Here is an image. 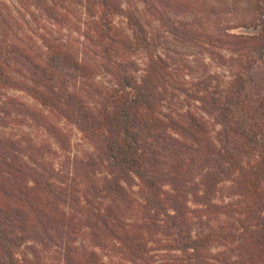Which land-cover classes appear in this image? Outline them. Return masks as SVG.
Masks as SVG:
<instances>
[{
    "label": "trees",
    "instance_id": "trees-1",
    "mask_svg": "<svg viewBox=\"0 0 264 264\" xmlns=\"http://www.w3.org/2000/svg\"><path fill=\"white\" fill-rule=\"evenodd\" d=\"M17 1L70 22L63 0ZM74 1L93 63L0 2V264H264V0H243L246 34L175 17L189 0ZM149 22L234 67L226 85L179 80ZM56 119L93 149L70 153Z\"/></svg>",
    "mask_w": 264,
    "mask_h": 264
},
{
    "label": "rangeland",
    "instance_id": "rangeland-1",
    "mask_svg": "<svg viewBox=\"0 0 264 264\" xmlns=\"http://www.w3.org/2000/svg\"><path fill=\"white\" fill-rule=\"evenodd\" d=\"M62 1V0H61ZM191 1L192 9H187L181 11V14H175V17H179L183 20L195 22L199 27L198 30L204 29L206 31H211L212 29L224 28L228 33H239L246 34L250 33L251 29L244 27L242 24V17L248 13V8L244 4L243 0H226L223 3L217 2L215 0H189ZM7 5L11 12L15 13L16 10L23 12L24 19L19 18V21L23 24L24 34L31 36L33 39L37 37V33H52L54 37H59L68 43V47L78 55V57H84V59H89L88 61L94 62L91 58V50L84 45V38L82 36L81 29L79 27H84L85 22H89V17L85 13L82 5L74 0H63L68 12L70 11V22L66 29H60L59 25L54 27L47 23L46 21L40 22L32 20L31 12L28 9H21V5L17 0H0ZM21 9V11L19 10ZM63 10V9H62ZM64 11V10H63ZM116 24L127 30L125 19L122 17L115 18ZM28 23V25H24ZM148 28L152 30L153 34L158 38V51L168 55V63L172 68V72L179 80L186 81L187 85L195 81L201 75H215L211 78L212 86L218 85L219 87H224L226 85V80L230 79L231 71L234 67H229L225 64H220L215 60L209 58L207 54V46L203 45V42L196 41H181L178 37L166 31V29L157 22H149ZM127 33L129 31L127 30ZM22 36V35H21ZM36 40V39H35ZM223 55H228V50L225 47L219 49ZM134 58L141 61L142 56L134 54ZM142 62V61H141ZM143 66V63L141 67ZM254 67L248 71L250 75L258 79L260 71L263 70V65L256 62ZM94 81L98 83L101 87L108 88L112 85L109 76L101 69L97 68L96 74L93 75ZM10 93H15L25 98L31 104H34L33 100L29 98L25 93L21 91L11 90ZM58 125H60L63 130L67 133L70 141V153L80 154L85 150H92V146L86 141L79 130L72 124L67 123L64 120L56 119ZM17 130H23L31 135L36 141L39 139L48 138L44 133L34 127L21 126ZM54 149L57 147L52 143ZM60 155L61 154H58Z\"/></svg>",
    "mask_w": 264,
    "mask_h": 264
}]
</instances>
